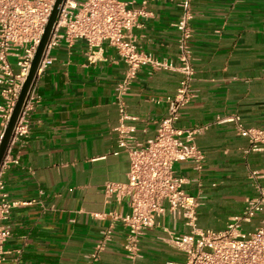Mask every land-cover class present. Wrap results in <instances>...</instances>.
Instances as JSON below:
<instances>
[{
  "label": "crops",
  "instance_id": "0c3cea01",
  "mask_svg": "<svg viewBox=\"0 0 264 264\" xmlns=\"http://www.w3.org/2000/svg\"><path fill=\"white\" fill-rule=\"evenodd\" d=\"M139 7L141 0H124ZM180 0H152L150 16L134 29L141 49L160 59L176 60ZM195 97L183 110L179 128L204 126L196 137L205 151L204 169L191 161L175 164L200 194L199 225L216 230L242 214L245 199L256 194L250 171H264V149L226 118L239 115L247 127H264V0H194ZM94 53L93 57H90ZM53 61L38 72L29 133L15 142L19 158L5 169L6 190L20 202L9 219L12 236L0 264H177L184 255L167 239L166 229L189 228L170 215L140 241L143 256L132 260L124 248L127 230L113 224L109 212L125 204L107 203L104 184L128 180L130 159L117 143L120 121L115 95L126 72L116 47L104 42L91 49L85 40L60 44ZM16 71L18 67L14 65ZM182 75L143 66L126 94L129 123L142 141L156 135ZM221 118V120H219ZM3 125L0 122V133ZM264 183V178L261 179ZM263 217L258 214L245 230ZM111 240L96 253L103 232ZM96 254V255H95Z\"/></svg>",
  "mask_w": 264,
  "mask_h": 264
},
{
  "label": "built area",
  "instance_id": "2783aa9c",
  "mask_svg": "<svg viewBox=\"0 0 264 264\" xmlns=\"http://www.w3.org/2000/svg\"><path fill=\"white\" fill-rule=\"evenodd\" d=\"M151 1L141 0L140 6L135 7L124 0H65L39 71L53 61L52 51L60 42L73 45L78 40H85L91 49H101L104 42H109L126 64L125 76L115 92L120 113L116 129L118 147L128 154L130 169L127 181H107L104 192L107 203L125 204L124 210L113 209L109 215L113 224L120 223L127 230L124 248L129 258L136 260L143 256L141 238L168 214L189 228L187 233L166 229L167 239L184 255L183 261L177 264H264V183L261 181L264 171L249 172V182L256 194L245 199L242 214L222 230L199 225L200 194L189 193L185 188L188 179L176 172L175 164L182 161H191L195 170L201 172L206 156L196 142L197 135L205 127L179 128L176 125L182 110L198 96L193 87L196 75L192 44L194 0H180L179 3L181 14L174 24L179 32L176 60L160 59L138 44L134 29L140 26V17L152 14ZM55 2L0 0V122L3 125L0 142ZM93 56L94 53L90 57ZM147 65L177 71L182 78L176 92L167 97L171 105L167 115L159 121L156 135L142 141L135 126L129 123L133 117L127 111L126 94L140 69ZM35 99L32 89L0 166V262L12 236L10 216L20 204L11 199L6 190L5 169L11 162L19 161L11 153L12 146L30 131L29 116ZM226 119L235 122L238 133L249 139V150L264 149V127H247L239 115ZM260 213L263 217L259 223L245 230L243 224L252 222ZM111 236L112 226L103 232L96 253L105 249Z\"/></svg>",
  "mask_w": 264,
  "mask_h": 264
},
{
  "label": "water",
  "instance_id": "95a60500",
  "mask_svg": "<svg viewBox=\"0 0 264 264\" xmlns=\"http://www.w3.org/2000/svg\"><path fill=\"white\" fill-rule=\"evenodd\" d=\"M65 0H56L52 13L50 15V18L48 20V23L45 27V31L43 33V36L40 40V43L38 45V48L35 52L34 58L31 63V67L29 69V72L25 78V81L22 85L21 92L19 94V97L17 99V102L15 104V107L13 109V112L11 114V117L8 121V124L5 128L2 140L0 142V166L4 160V157L10 147L11 141L13 139L14 129L15 126L23 112L24 106L26 104V101L28 99V96L30 92L32 91L36 78L38 76L39 68L41 65V62L45 55V49L46 46L50 40V37L52 35L54 26L56 24L57 18L59 16L61 7L63 5Z\"/></svg>",
  "mask_w": 264,
  "mask_h": 264
}]
</instances>
